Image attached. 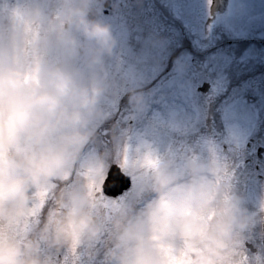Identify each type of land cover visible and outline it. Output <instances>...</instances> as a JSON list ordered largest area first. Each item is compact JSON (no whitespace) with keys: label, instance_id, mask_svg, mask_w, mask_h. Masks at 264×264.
<instances>
[{"label":"clouds","instance_id":"1","mask_svg":"<svg viewBox=\"0 0 264 264\" xmlns=\"http://www.w3.org/2000/svg\"><path fill=\"white\" fill-rule=\"evenodd\" d=\"M89 3L57 0L49 9L46 0H17L3 19L0 264H80L94 256L105 230L87 194L105 160L84 150L95 138L91 125L105 91L97 70L115 41ZM74 167L79 175L57 192L62 211L28 234L23 220L35 200L33 186L50 185ZM221 172L215 158L195 164L189 175L154 172L153 198L111 219L106 264H165L166 251L180 259L194 249L197 264H244L241 237L256 213L230 192ZM258 212L264 213V197Z\"/></svg>","mask_w":264,"mask_h":264},{"label":"rangeland","instance_id":"2","mask_svg":"<svg viewBox=\"0 0 264 264\" xmlns=\"http://www.w3.org/2000/svg\"><path fill=\"white\" fill-rule=\"evenodd\" d=\"M56 2L46 0V6L54 8ZM16 3L17 0H0V39L5 34L3 19ZM179 12L176 11L175 17L190 28L191 40L199 53H202L204 46L210 48L211 41L222 42V48L212 53L216 55L212 58L210 54L208 56L213 61L212 67L205 68L207 65L202 63L205 60L199 53L192 56V63L187 61V56H180L173 66L166 67L164 60L167 58L171 61L177 56L171 47L172 40L161 37L158 40L146 39L145 32L141 30L136 32L140 37L137 40L130 39L133 34L128 33H125L127 40H115V33L111 51L103 53L101 57L102 68L97 70V75L103 79L105 91L99 98V113L91 125L95 138L84 152L85 155H101L105 160L99 179L87 182L91 210L99 215V208L107 212L101 217L108 225L100 244L104 250H107L105 244L111 242V219L130 207H142L144 203L140 202L145 201L142 198L151 188V170L158 162L165 165V170L178 176L189 175L197 163L213 158L219 162L216 153L221 149V144L231 145L243 140L259 124L264 125V75L234 77L241 75L244 68L234 73L236 75L224 71L234 62L238 67H242L239 63L245 67L248 58L264 63V56L257 59L255 48L258 40L253 36L257 32L263 37L259 42L264 41V0H230L220 19V34L212 29L208 38L203 36L200 17L195 18L191 13L190 17L185 18L187 13L178 16ZM97 18L112 26V29H118L123 20L122 17V20L104 17L102 12ZM52 58L59 60L61 57L56 53ZM84 59L86 57H82L81 62ZM193 63L205 66L202 67L204 71L195 70ZM204 82L210 85L209 90L202 93L197 88ZM223 92L228 96L218 102L217 113L211 115L207 112L208 108L217 103L218 96ZM217 116L219 124L216 125ZM205 124H208L207 133L203 132ZM111 125L118 126L113 136L108 131ZM165 161L168 163L165 164ZM110 164H117L131 178L132 186L119 202L102 199L103 203L95 206L93 196L98 192ZM78 175L79 170L74 167L54 178L50 185L33 186L35 200L30 203L25 219L33 218L34 212L41 206V212L49 214L45 221H50L62 211L57 192L67 187ZM259 188L256 182V194ZM258 195L264 197L262 193ZM244 238L242 235L241 240ZM196 251L194 249L177 260L197 264L193 255ZM241 252L245 258L243 245Z\"/></svg>","mask_w":264,"mask_h":264},{"label":"flooded vegetation","instance_id":"3","mask_svg":"<svg viewBox=\"0 0 264 264\" xmlns=\"http://www.w3.org/2000/svg\"><path fill=\"white\" fill-rule=\"evenodd\" d=\"M226 1L227 9L230 5V0ZM105 3L106 9L104 7ZM88 7L96 18L101 12L104 17L119 18L120 20L123 18L122 23H119L121 26L118 29H112V26H109L112 36L115 33L117 34V36L115 35L116 37L114 36L115 40H127L125 33L133 34L130 39H140L138 37L139 34L136 33L140 32V30L145 32L146 39L158 40L161 37L164 40H172L171 47L173 46L172 49L177 52V56L171 61L166 58L164 60L167 63L166 67L173 66L180 56H187V61L192 63V56L199 53L191 40L190 28L183 24L180 18L177 19L175 17L177 16L176 11L180 10L178 16L187 13L185 18L190 17L191 13H194L193 16L195 18L200 17L199 22L204 30L203 36H206L205 38H208L212 29H214L215 33L220 34L222 28L220 19L226 11H220L221 5L218 0H90ZM193 8L196 9L194 10ZM105 10L106 12L104 13ZM183 20L185 19L183 18ZM116 21L118 20L116 19ZM154 31L156 35H154ZM211 42L213 43L210 48L204 46L202 53H199L201 58L205 60L202 63H205L207 67L193 63L195 70L204 71L202 67L210 68L213 66V61L208 56L210 54L211 58L214 57L216 54L212 53L222 48V42L219 40ZM193 47L194 51H192ZM259 64L261 66L264 65L263 63ZM218 120L217 116L216 125L219 124V122L217 123ZM203 132H208V124L203 126ZM216 154L219 158V163L222 165L221 175L223 174L224 176L221 179L226 182L230 192L237 195L250 212L256 213L255 223L243 234L245 238L242 240V245L247 251L244 254L243 262L244 264H264V213L258 212V204L262 198L258 194L262 193L264 195V125L259 124V127L253 129L243 140L233 142L231 145L221 144V149ZM164 163L168 162L165 161ZM163 168L164 170L166 169L165 165L162 166L158 162L152 168L151 174ZM225 172L228 174L226 175ZM219 182L221 181L218 179ZM256 182L260 186L258 194L255 193ZM261 185H263V188ZM121 198L118 197L112 200L119 202ZM102 199L105 198L101 196L94 197L92 200L93 205L102 204ZM106 199L111 200V198ZM41 210L42 207L38 206L33 218H24L23 220V229L30 235H32L34 230L33 235H35L47 221V219L45 221V214ZM103 215L105 216L107 213L104 211ZM107 227L108 225H105V230L100 240L94 245V256L90 259L87 257L82 258L80 264H94L96 259L103 255V249H101L99 244L107 231ZM247 245H250L254 252H251L246 247ZM56 255L59 258L62 257L63 253Z\"/></svg>","mask_w":264,"mask_h":264},{"label":"water","instance_id":"4","mask_svg":"<svg viewBox=\"0 0 264 264\" xmlns=\"http://www.w3.org/2000/svg\"><path fill=\"white\" fill-rule=\"evenodd\" d=\"M221 5L220 11H224L226 7V0H218ZM209 88L208 83H203L199 88L198 91L205 93ZM107 179L104 184V194L108 197H117L120 195L124 190H127L130 186V179L128 176H125L120 168L112 164L107 171ZM247 247L254 252L250 245Z\"/></svg>","mask_w":264,"mask_h":264},{"label":"snow or ice","instance_id":"5","mask_svg":"<svg viewBox=\"0 0 264 264\" xmlns=\"http://www.w3.org/2000/svg\"><path fill=\"white\" fill-rule=\"evenodd\" d=\"M107 179V174L102 178V181L100 183V187H99V194L100 195H105L104 194V184H105V181ZM0 228H2V225H0ZM165 256L168 257V259L165 261V264H188V261L187 260H177L174 256L171 255V253L169 252H165L164 253Z\"/></svg>","mask_w":264,"mask_h":264},{"label":"trees","instance_id":"6","mask_svg":"<svg viewBox=\"0 0 264 264\" xmlns=\"http://www.w3.org/2000/svg\"><path fill=\"white\" fill-rule=\"evenodd\" d=\"M246 46H244V48H245ZM192 51H194V47L192 48ZM239 51V50H238ZM251 70L253 71V72H249L250 73V75H254V73L256 74V73H259L260 72V70L257 68V67H252L251 68ZM250 70V71H251ZM237 71V67H235L233 70H231L229 73H233L234 74V72H236ZM238 71H240V70H238ZM237 71V72H238ZM244 71H246V70H243V72H242V74L241 75H237V76H234V77H240V76H246V75H249L248 73H244ZM233 76V75H232ZM216 107V105L215 104H213V105H211L210 106V112H213V110H214V108ZM116 133V131L115 132H112V135H114ZM149 193V190H148V192H147V194ZM147 194H145V195H147ZM145 197V196H144ZM34 232H35V230L32 232V235L34 234Z\"/></svg>","mask_w":264,"mask_h":264}]
</instances>
